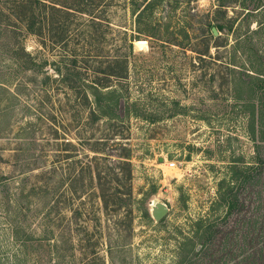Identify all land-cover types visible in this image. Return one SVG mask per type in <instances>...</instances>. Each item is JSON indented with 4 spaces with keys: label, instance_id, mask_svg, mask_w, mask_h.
Segmentation results:
<instances>
[{
    "label": "rangeland",
    "instance_id": "obj_1",
    "mask_svg": "<svg viewBox=\"0 0 264 264\" xmlns=\"http://www.w3.org/2000/svg\"><path fill=\"white\" fill-rule=\"evenodd\" d=\"M243 1L217 12V0H161L139 20L120 0L109 13L115 40L109 38L104 47L113 55L122 49L129 57L122 92L110 91L124 95L123 105L131 104L125 120L131 134L125 128L129 139L123 143L131 149L134 222L130 230L129 221L121 220L123 242L113 250L111 263L107 243L117 240V233L107 231L100 201L91 202L90 218L97 212L106 230L103 246L96 248L105 264H264V82L259 81L264 78V0L257 11L258 0ZM217 22L225 25L219 39L209 27ZM7 24L4 19L0 30V182L7 184L0 185V264H50L48 247L15 245L9 226L15 223V176L24 169L19 161L30 160L38 148L33 141L54 137L53 105L58 121L69 119L67 96L55 89L58 84L47 94L40 85L44 75L15 72V59L1 47L4 38L15 42ZM131 36L139 38L133 52ZM27 47L35 50L36 39L29 37ZM42 58L57 60L51 53ZM101 98L92 96L95 102ZM100 126L97 137L106 130ZM36 173L26 175V194ZM30 201L20 199V206L27 208ZM158 204L168 210L160 221L153 217ZM118 212L125 216L124 210ZM71 213L66 212L68 218ZM23 214L27 221L19 238L27 239L34 220L31 212ZM92 225L90 231H97ZM76 248L73 262L65 245L64 264L93 257L86 243Z\"/></svg>",
    "mask_w": 264,
    "mask_h": 264
},
{
    "label": "trees",
    "instance_id": "obj_2",
    "mask_svg": "<svg viewBox=\"0 0 264 264\" xmlns=\"http://www.w3.org/2000/svg\"><path fill=\"white\" fill-rule=\"evenodd\" d=\"M261 1L258 0L255 11L262 7ZM217 2V12L233 4L245 5L243 0ZM119 3L120 0H0V30L6 19V27L15 36L14 43L4 38L1 47L6 46L10 57L15 59V66L18 67L15 72L44 75L40 85L46 87L47 94L52 84H58L55 89H62L67 96L65 113L70 115L68 120L58 121L54 114L56 107L53 105L51 108L54 113L49 120L54 142L33 141L38 148L30 155V160L16 161L24 169L15 176V223L12 221L9 226L15 245L24 247L27 243H36V250L48 247L52 258L48 262L50 264L65 263V245H68L74 262L80 242L86 243L87 249H92L93 256L86 258L82 264H105V259L96 248L101 244L103 246L101 239L106 230L101 228V217L97 212H93L90 218L89 205L95 198L100 201L106 215L107 231L109 234L111 231L117 233V240L107 243L111 263L113 250L118 248L120 241L123 242L119 229L121 220H128L130 230L133 229L131 149L128 142L123 143L129 139L124 130L125 120L131 115L128 109L131 104L123 105L120 101L124 95L122 98V94L110 91L125 85L129 57L122 49H117V55H113L104 47L114 37L115 29L109 13ZM126 3L134 13H138L137 19L140 20L144 14L158 7L161 0H126ZM209 27L210 34L214 36L212 29L215 27L220 33L225 25L217 22L210 23ZM9 32L6 29L5 34ZM29 37L37 41L38 47L33 51L27 47ZM135 39L139 38L131 36L128 39L132 52ZM50 53L57 60L50 62L48 58H42ZM50 68L56 76L51 77L45 70ZM259 79L260 83L264 82V78ZM22 83L15 80L16 86H23ZM92 96L103 98L95 102ZM46 97L50 102L52 97ZM15 99L19 100V97L15 96ZM42 101L45 102L43 98ZM135 104L133 106H137ZM100 123L105 124L106 130L97 137L103 129ZM58 125L63 129L62 136H59ZM127 128L125 131L129 136L128 125ZM71 135L75 136L73 139L76 142L72 141ZM60 139L62 142H59ZM49 151H53L54 156ZM35 171L37 173L33 175L26 194V175ZM2 184L7 186L0 182ZM23 198L31 199L27 208L20 206V199ZM77 201L79 203L74 207L73 202ZM2 204L0 198V206ZM25 210L32 213L34 229L27 239H21L19 233L25 231L23 222L27 221V215L23 214ZM120 210H124L125 216L120 217ZM67 211L72 212L69 218ZM112 220L114 223L110 225ZM90 223L97 231H90ZM66 230L70 231L68 238ZM82 233L84 238L79 239Z\"/></svg>",
    "mask_w": 264,
    "mask_h": 264
},
{
    "label": "water",
    "instance_id": "obj_3",
    "mask_svg": "<svg viewBox=\"0 0 264 264\" xmlns=\"http://www.w3.org/2000/svg\"><path fill=\"white\" fill-rule=\"evenodd\" d=\"M212 30H213V35L215 37H218L220 35L218 30L215 27ZM167 211H168L167 207L164 206V205L158 204V205L154 206L153 207V217H154V219L157 220V221H160L166 215Z\"/></svg>",
    "mask_w": 264,
    "mask_h": 264
},
{
    "label": "bare ground",
    "instance_id": "obj_4",
    "mask_svg": "<svg viewBox=\"0 0 264 264\" xmlns=\"http://www.w3.org/2000/svg\"><path fill=\"white\" fill-rule=\"evenodd\" d=\"M136 44H140L142 46L145 44V41H137Z\"/></svg>",
    "mask_w": 264,
    "mask_h": 264
}]
</instances>
